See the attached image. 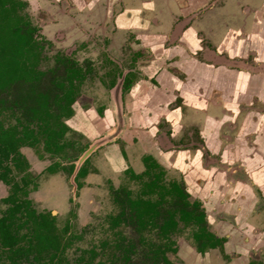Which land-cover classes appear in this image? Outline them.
Returning <instances> with one entry per match:
<instances>
[{
    "label": "crops",
    "instance_id": "obj_1",
    "mask_svg": "<svg viewBox=\"0 0 264 264\" xmlns=\"http://www.w3.org/2000/svg\"><path fill=\"white\" fill-rule=\"evenodd\" d=\"M28 1L45 13L59 11L61 26L81 31L78 22H89L96 0ZM118 1L125 10L115 17V36L134 34L131 47L146 57L138 58L128 93L124 77L118 82L110 110L124 117L129 107L132 123L120 117L112 140L128 128L129 160L133 148L182 171L232 256L253 255L264 235V0L256 8L248 0H214L204 14L193 11L202 0Z\"/></svg>",
    "mask_w": 264,
    "mask_h": 264
},
{
    "label": "rangeland",
    "instance_id": "obj_2",
    "mask_svg": "<svg viewBox=\"0 0 264 264\" xmlns=\"http://www.w3.org/2000/svg\"><path fill=\"white\" fill-rule=\"evenodd\" d=\"M213 1L202 0L193 11H202L204 14L208 12V9L211 10ZM190 2L194 3L193 0ZM261 2L262 0L247 1L249 6L255 8L259 7ZM30 3L29 1L27 9L22 13L28 12L34 26L40 29L41 36L38 37V40L43 48L34 70L35 73L38 71L43 73L36 78L33 75L35 73L29 74V79L26 78L28 80L16 83L0 96L8 106L7 113L10 114L12 111L16 115H21L27 107L32 105L31 96L35 93L45 92L52 99L59 92L57 85L64 78V69L58 66L62 54L71 55L81 61L83 65L93 63L95 68L94 74L84 81L78 91L75 104L76 114L68 119V123L74 128L68 131L67 137L76 143V150L71 149L70 155L77 154L78 156L72 162L67 161L64 164L70 166V163H74V171L70 172V168H66L51 174L46 168L52 164V159L41 160L35 149L22 148V152L31 163V171L38 176V190L30 193L33 205L38 212L52 211L55 213L58 217L57 225L59 227H63L68 220L74 225L73 245L67 253L71 261L81 254L89 257V250L94 249L98 252V256L91 264H123L121 260L113 257L115 253L117 255L120 253L113 246L115 241L124 238L130 240L136 247L131 256L132 263L155 264L150 259L149 248L151 249L153 244L162 243L165 237L163 233H160L158 227L141 228L128 217L131 211L129 202L126 201V193H129L131 200L134 201L150 200L159 203L160 216L155 220L158 226L166 218V211L174 208V198L171 196L162 198L161 194L164 191V185L160 183L162 180L159 182L158 189L149 191L146 183L150 181L151 177L144 175V167L139 165L142 155L135 149L129 148L130 158L133 161L124 154L125 164L124 161L122 163L118 159L113 160V156L111 157L108 153L109 150L112 155L117 153L115 149L117 145H113L115 140L121 143L122 148L126 146V143L121 141L122 138L112 140L114 129L118 127L120 117H123L122 114H115L112 109L110 110L113 99L117 98L119 101L120 91L117 89V85L120 79L112 88H107L103 82L104 80L109 81L108 73L115 67L110 62L113 59L123 62V70H127L129 65L133 64V49L130 43L134 41V34L115 36V31H117L114 27L115 17L125 10L124 3L117 0L115 5H110L105 0L94 1L93 8L89 9L92 17L93 12L95 16L83 25L78 22V28L81 31H75L77 28L72 29L70 26H61L64 16H58L59 11L57 13L51 11L52 15H50L51 13H45L41 8H34ZM195 3L198 4V1ZM219 3L226 4L223 0H220ZM109 8L110 11L105 17ZM30 10L34 12L31 13ZM212 28L215 29V26ZM85 39L88 41H83ZM253 47L254 45H252ZM100 107L109 110H106L104 117L87 113L90 108L98 111ZM124 108V117L130 126L132 113L129 107ZM87 122L98 124L101 131L105 126V130L103 132L96 131L94 136L87 139L83 133L90 136V130L81 127L83 123ZM127 129L124 130L123 137L129 133ZM76 151L77 153H75ZM86 158L89 160L88 172L86 176L78 178L77 172L83 166ZM126 164L129 166L135 164L137 169L134 168V170L140 175L137 178L131 177V174L123 169ZM166 178L168 180L176 178L175 173L174 175L172 172L168 173ZM7 189L8 187L0 182V199L7 195ZM4 208L5 205L0 204V213ZM122 210H125L126 216L122 217L123 221L118 226H113L112 219L121 217ZM192 233V228L180 225L179 229H175L173 239L177 243L184 241L192 244ZM170 255L172 260L180 262L175 255ZM157 263L165 264L161 259ZM0 264L5 263L1 262Z\"/></svg>",
    "mask_w": 264,
    "mask_h": 264
},
{
    "label": "trees",
    "instance_id": "obj_3",
    "mask_svg": "<svg viewBox=\"0 0 264 264\" xmlns=\"http://www.w3.org/2000/svg\"><path fill=\"white\" fill-rule=\"evenodd\" d=\"M26 5L22 0H0V90L14 82L28 80L29 74L35 73L34 66L42 54L43 46L36 37L37 29L32 25L29 15L22 13ZM60 62L64 65L65 76L58 83L59 92L52 99L45 92L33 94L32 105L21 115L11 111L8 124L2 118L3 110L8 109V106L2 107L5 101L0 99V181L10 185L9 195L3 199L9 206L0 215V261L6 264H90L98 256V252L91 249L88 258L81 254L71 263L67 254L75 236L71 232V223L59 227L56 215L52 212L37 213L28 198L30 187L33 184V189L36 188V182L28 171L30 164L27 158L20 151L22 147H32L40 158L48 154L51 158L66 161L75 160L78 156L70 155L76 143L67 138L71 128L64 118L73 115L72 104L76 101L78 84L85 73L66 55ZM42 73L36 72L34 78ZM64 167L56 160L48 170L54 173ZM74 167V164L70 165L71 170ZM86 172V167L82 166L78 176H84ZM156 185L155 181L148 184L150 189ZM126 195L131 211L128 217L134 219L141 228L154 226L159 228L160 233L166 234L177 226V214L187 215L184 209L168 210L164 223L158 226L155 222L160 216L158 202L134 201L129 193ZM122 215L126 216L125 210H122ZM204 217V213L194 214L201 226L196 235L210 238L204 224L201 225ZM119 220L113 218L112 225L118 226ZM124 240L115 241L113 248L120 253L119 256L115 253L113 257L123 260L124 264H134L131 262L134 245ZM172 244H153L155 264L159 259L174 264L167 255L168 251H177Z\"/></svg>",
    "mask_w": 264,
    "mask_h": 264
},
{
    "label": "flooded vegetation",
    "instance_id": "obj_4",
    "mask_svg": "<svg viewBox=\"0 0 264 264\" xmlns=\"http://www.w3.org/2000/svg\"><path fill=\"white\" fill-rule=\"evenodd\" d=\"M22 1L26 2V4H27L25 9H24V10H26L28 5H29V1L28 0H22ZM30 11H31V13L34 12L33 10H30ZM27 14L29 15L28 12H27ZM29 18H30V15H29ZM30 20H31V18H30ZM32 25L34 26L33 23H32ZM34 27H36V26H34ZM36 29H37L36 37L38 39V37L41 36V32H40V29L38 27H36ZM133 36H134V39H135V35H133ZM83 41L86 42L88 40L85 39ZM63 55L68 56L72 60V63H74L77 67H80L82 69V71L85 73L82 82L80 84H78V87L80 89V87L84 83V81H86L89 78H91L90 76H92L94 74L95 68L93 66V63H87V64L83 65V63L81 61H79L78 59L72 57L71 55L62 54V56H60V58H59V65L58 66H60L62 69H64V74H65V68H64V65L61 64V62H60L62 60ZM132 56H133V59H132L133 60L132 61L133 64H131V66L129 65V68H127V70H123V62H117L114 59H113V61H110L111 63H113L115 65V67H114L113 70H111L108 73L109 81H106V80L103 81V82H105L107 88H112L117 83V81L120 78L124 77L123 94L128 93L131 90L133 84L135 83V81L137 80V78L139 76L138 68H137L138 58L139 57H144L145 58L146 57V52L143 49H138V50L133 49V55ZM22 82H25V80H20V81L14 82L10 86H7L5 89L0 90V96L4 92H7L10 89L11 86L15 85L16 83H22ZM79 89H78V91H79ZM0 99L3 100V98H0ZM76 103H77V97H76V101L72 104V108H73V111H74L73 115L71 117L64 118L66 123H67V125L71 128V130H73L74 127L71 126L68 123V119L72 118L76 114V112H75V108H76L75 104ZM0 105H1V103H0ZM2 107H7L6 102H5V104ZM6 110H3L2 118H5V122L4 123L8 124V122H10L9 121V115L10 114H8L7 113L8 111H6ZM106 110H108V108L100 107L98 109V111L96 109H94V108H90L87 113H92L93 115L96 114L98 116L100 115V116L104 117ZM94 124L95 123H90V122L82 124V126H81L82 129L85 128L86 130L87 129L90 130V136L83 133V136H85V138L89 139V138H91L92 136L95 135L96 131L97 132L98 131L103 132V130H105V126L104 125H103L104 129L101 131V129H99L100 127L97 126L98 124L97 125H94ZM161 126H165V123H161ZM129 133H127L121 139V141L126 143V146H127V144L128 145L133 144V142L130 141L131 135H129ZM70 141H72V140H70ZM115 142H114L115 144L113 143V145H117V148H115L117 150V153L116 154L113 153L115 155H112L110 153V150L108 151V153L111 155V157L113 156V158H114L113 160H115V161L117 160V158L121 157V160H123L124 164H125V162H126L125 156H128L127 147L125 146V148H122L120 142H117L116 140H115ZM24 147H28V146H24ZM22 148L20 149L21 152H22ZM115 149H114V151H115ZM145 149H147V148H144V150ZM124 154H125V156H124ZM23 155L27 158V156L24 153H23ZM38 158H40L39 155H38ZM46 158L52 159L53 160L52 164L57 160V161H60L61 164L65 166L64 168L58 169V171L61 170V169L70 168V166H66L64 164V162H67V161H71L72 162L73 161L72 159L63 161L60 158H51L48 154L45 156V158H40V159L41 160H45ZM27 160H28V158H27ZM84 161L85 162H84L83 166L86 167L87 172H88L87 164H88L89 160L86 158ZM140 161L142 162L143 167H144V172H145L144 175L151 177L150 181L148 183H146V186H148V184L152 183L153 181H155L156 184H157L153 189H150L149 186H148L149 191L158 189V187H160L159 182L162 180V182H160V183H162V185H164L163 186L164 191H162L163 192V198H164V196L173 197L174 198V203H175L173 205V207H174L173 209H176V208L184 209L187 212L186 216L184 214H181V213L177 214L175 216V220L177 222V226L174 228V230L169 231L166 234L163 233V236L165 237V239L162 241V244H171V242H173L174 244H172V246L177 249L176 252H171V251L167 252V255H168L169 259L174 264H264V235L258 234L259 235L258 238L261 236L260 241H259V243H260L259 245L260 246H259L257 251L254 250L255 252H253L254 253L253 255H249V253L248 254L246 253L247 256L244 257V254H243L242 251H238V252L235 251L234 253L236 254V257H233L232 256V252L229 251V249H227V247H226V242L228 241V238H226L225 236H221L218 233H216V232H214V231H212L210 229V225H209V222H208V219H207V213H206L204 202H203V200L200 197H195L190 192V188H189V186L187 184V181H186V178L184 176V173L182 171L179 172V173L178 172L169 171L167 169V167L163 165V162L158 157H156L154 154H152V153L144 154L140 158ZM28 162L30 164V168H29L28 171L33 175V177L35 179V182H36V188L33 189V184H32L31 187H30L29 194H28V198L32 201V205H33V200L30 197V193L32 191L38 190L39 184H38V176L33 174V172L31 171V163H30L29 160H28ZM52 164H50L49 166H51ZM71 164H74V163H70V165ZM49 166L46 168L49 173L54 174V173L58 172V171H56L54 173L50 172L48 170ZM74 168H73V170L70 169V172H73ZM123 169H125V171L129 172L131 174V177L137 178L140 175L134 170V167L132 165L129 166L128 164H126L125 168H123ZM79 170L77 172V176H78ZM87 172H86V174H87ZM170 172H172L173 175L175 173L176 178H174L172 180H168L166 177H167L168 173H170ZM86 174L84 176H86ZM79 177H83V176H78V178ZM0 182L8 187L7 195L0 199V204H4L5 205V208L0 213V215H1L2 212H4L9 206V204L5 203L3 201V199L5 197H7L9 195V193H10V185L6 184L3 181H0ZM79 187H80V185H79ZM175 188H177V190ZM173 189L176 192H178V190H179V192H181L183 195L177 194L175 191H173ZM33 208L36 209L34 205H33ZM173 209H168V210H173ZM167 211H166V218H167ZM36 212L37 213H47V212H52V211L38 212L36 210ZM199 213H204V216H205L204 217V223H202L201 225L204 224V226L206 228V232L210 235V238H207L206 236H202V235H196L197 230H199L201 226H200V223H198V221L196 220V218H194V214L197 215ZM53 215H56V214L53 213ZM122 217H123V215H122V212H121V217H118L120 219L119 220L120 222L123 221ZM115 218H117V217H115ZM57 220H58V217H57ZM132 220L136 223V221L134 219H132ZM164 220L162 221V223H164ZM67 222H70V221L68 220ZM261 224H262V229H264V215L261 217ZM70 225H71V232H74V228H73L74 225H72V224H70ZM180 225L181 226H185L186 228H192V230H193L192 237H191L192 244H188V243H186L184 241L180 242V243H177L173 239V235L175 233V229H179ZM124 241H128V242L132 243L130 240H127V239H125ZM135 249H136V247L134 246V249H132V252H131V256H132L133 251H135ZM149 250H150V252H149L150 253L149 254L150 255V259H152V261L155 263V261L153 260V254H154L153 253V245L151 246V249L149 248ZM89 253H90V250H89ZM210 253H212L214 255L212 257H210L208 255ZM170 254L175 255L179 259L180 262L178 263V262L172 260ZM208 256H209V258H208ZM86 257H88V256H86ZM119 260H121V259H119ZM121 261L123 263V260H121ZM1 262L2 261H0V263ZM131 262H132V257H131ZM3 263H5V262H3ZM71 263H74V261H71ZM165 264H167V263L165 262Z\"/></svg>",
    "mask_w": 264,
    "mask_h": 264
}]
</instances>
